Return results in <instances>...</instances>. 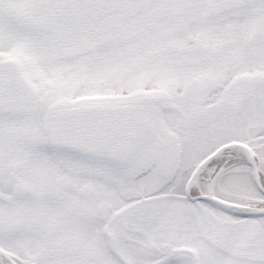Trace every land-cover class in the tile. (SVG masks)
<instances>
[{"label": "snow or ice", "instance_id": "snow-or-ice-1", "mask_svg": "<svg viewBox=\"0 0 264 264\" xmlns=\"http://www.w3.org/2000/svg\"><path fill=\"white\" fill-rule=\"evenodd\" d=\"M0 264H264V0H0Z\"/></svg>", "mask_w": 264, "mask_h": 264}]
</instances>
